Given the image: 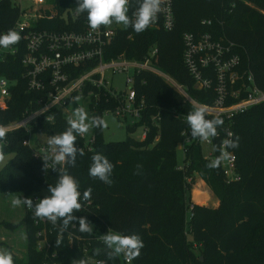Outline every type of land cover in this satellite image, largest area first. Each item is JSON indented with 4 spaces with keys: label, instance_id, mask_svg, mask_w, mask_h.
I'll return each mask as SVG.
<instances>
[{
    "label": "trees",
    "instance_id": "obj_1",
    "mask_svg": "<svg viewBox=\"0 0 264 264\" xmlns=\"http://www.w3.org/2000/svg\"><path fill=\"white\" fill-rule=\"evenodd\" d=\"M16 0H0V31L11 29L20 17ZM77 0H49L57 11L51 19L39 20V26L72 27V12ZM139 0H130L131 7ZM132 9H130L131 11ZM174 26L170 30L146 28L135 33L131 27L117 30L104 48V60L124 56L142 60L155 47L152 63L162 72L185 86L188 94L202 103H210L211 90H198L182 61L185 32L209 31L215 38L231 42L242 51L244 67L248 68L256 86L264 89V0H173ZM80 21L86 13L80 12ZM210 20L206 25L202 21ZM22 52L7 54L0 60V76L11 80L10 97L0 107V124H8L37 108L39 93L28 91L22 76L25 66ZM83 68L78 67L77 70ZM138 96L147 105L141 120L125 124L126 132L133 133L144 123L148 126L145 138L134 140L129 135L117 142H103L102 128H91L94 141L90 149L76 136L74 144L81 149L72 165L45 169L22 144L28 137L23 129L5 132L0 138V154L12 153V158L0 170V192L7 191L29 196L33 203L47 195L48 185H54L61 173L71 175L83 194L75 217H84L93 225L91 233H81L75 221L61 230L59 221L53 226L45 219L38 222L29 209L17 223L1 221L4 227L15 229L23 224L26 237V259L13 264H118V258L109 255L100 236L106 231L122 234L135 233L143 242L139 255L132 264H262L264 259V106H254L233 120L232 148L236 156L238 179L224 180L220 166L209 168L210 162L202 156L201 147L189 144L178 164L175 151L181 132L187 127L182 114L192 111L191 105L155 73L142 71L135 78ZM100 93V100L89 116L102 117L103 110L115 102ZM159 112V120L150 118ZM50 117V120H47ZM68 119L61 109H53L35 121L32 134L49 138L67 127ZM94 153L103 154L113 165L111 184L88 176V167ZM182 165L181 168L179 166ZM190 174H197L219 200L212 208L189 201ZM44 230V235L36 232ZM257 243L251 244L255 233ZM50 245L38 250V239ZM59 239L57 245L55 240ZM13 259V258H12Z\"/></svg>",
    "mask_w": 264,
    "mask_h": 264
},
{
    "label": "built area",
    "instance_id": "obj_2",
    "mask_svg": "<svg viewBox=\"0 0 264 264\" xmlns=\"http://www.w3.org/2000/svg\"><path fill=\"white\" fill-rule=\"evenodd\" d=\"M28 7L20 13V17L11 28L20 35V39L7 49L0 48V60L5 55H14L21 51V63L25 66L22 76L26 80L28 91L39 93L37 108L24 117L8 124H0L5 132L14 129H23L28 137L22 141L27 146L32 157L37 159L45 169H52L50 160L43 161L45 156L51 154L47 144L48 138L43 141H31L32 128L35 121L41 115L53 110L61 109L67 117L68 106L77 98H88L86 109L77 104L76 108H82L88 114L94 110V105L100 100V93L93 91L95 87L107 100H113L114 106L103 110V114L111 113L118 120L133 124L142 119L147 105L143 96H138L135 89V78L142 71L155 73L169 83L191 105L205 109V118L213 119L220 116L223 124L216 128V135L206 141L194 138L187 126L182 130L178 150L186 151L189 144L199 145L202 156L212 161L221 155V150L226 153L220 161L221 174L227 182L236 181L239 177L236 170V156L232 148H226L225 139L234 138L233 118L247 112L254 106H264V89L256 86L251 71L244 67L242 51L231 42H224L222 38H215L209 31L182 34L183 51L182 61L188 74L194 82V88L198 90H211L210 103H202L192 98L185 86L174 80L173 77L159 70L152 63L157 49L152 47L142 60L127 59L120 55L114 59L104 60V48L110 44L113 36L123 27L115 22L108 25H100L96 29L89 27L87 19L80 21V15L72 12V27L65 28L56 25L54 28L39 26V20L51 19L57 16L55 8L46 0H30ZM173 0H161L160 11L149 24V29L170 30L174 26L172 13ZM127 8L130 19L137 6L131 7L127 0ZM130 9H132L130 11ZM210 25L211 21H202ZM78 67L83 69L77 70ZM125 72L128 87L117 91L107 83L106 73ZM14 82L4 76H0V107L4 108L10 97V87ZM186 114L181 119L186 121ZM159 112L150 120L156 124L159 120ZM50 120V117H47ZM141 139L145 138L148 126H142ZM79 137L84 140L83 146L91 148L94 136L86 137L85 133ZM264 139V121H263ZM215 149V150H214ZM64 163L56 165L62 168ZM182 165L179 166L181 168ZM45 223L44 218L35 221ZM37 236L44 235V230L36 232ZM50 245L46 240L38 239L36 249L41 250ZM100 264L99 260L94 261ZM118 264H127L121 255ZM132 264V262H131Z\"/></svg>",
    "mask_w": 264,
    "mask_h": 264
},
{
    "label": "clouds",
    "instance_id": "obj_3",
    "mask_svg": "<svg viewBox=\"0 0 264 264\" xmlns=\"http://www.w3.org/2000/svg\"><path fill=\"white\" fill-rule=\"evenodd\" d=\"M160 4L161 0H139L132 19L127 15V0H77L76 12L86 13L87 23L92 29L115 22L123 28L130 26L133 32L141 33L155 19L156 14L160 11ZM19 39L20 35L15 30L0 31V48L7 49ZM185 119L191 136L202 141L214 137L216 128L223 124V119L220 116L206 119L205 109L197 106L193 107ZM67 123L68 127L63 132L51 135L47 140L51 154L45 156L43 161L50 160L53 168L62 162L72 165L78 155H83L81 149L74 144L77 135L87 133L90 128H103L105 126L102 117L89 116L82 108L74 109ZM5 131V129L0 128V138L4 136ZM223 144L226 148H235L237 141L225 139ZM225 155L226 153L221 150V155L206 166L216 168ZM112 168V163L103 154L94 153L88 167V176L104 184H111ZM89 197V190H85L81 194L78 190L77 181L71 175L61 173L54 185H48L47 195L40 197L37 202L33 203L29 196L19 195L11 199V205L14 207L24 206L30 210L32 216L44 218L53 226H56L59 221L61 230L70 222L75 221L78 224L77 230L79 232L91 233L93 225L84 217L73 215V211H78L81 207L79 201ZM100 239L105 248L109 250L110 256L122 255L127 264H131L143 247L142 240L135 233L122 234L118 231H106L100 236ZM55 243L59 245L60 240L56 239ZM0 264H13L12 255L7 251L0 252ZM80 264H84V261H81Z\"/></svg>",
    "mask_w": 264,
    "mask_h": 264
},
{
    "label": "rangeland",
    "instance_id": "obj_4",
    "mask_svg": "<svg viewBox=\"0 0 264 264\" xmlns=\"http://www.w3.org/2000/svg\"><path fill=\"white\" fill-rule=\"evenodd\" d=\"M47 3H49V0H46ZM16 4L19 5L20 10H22L26 7H28L31 3L30 0H16ZM106 80L107 83L110 84L112 88H114L117 91L125 90L128 87V84L126 82V74L125 72H115V73H106ZM77 104L82 105L83 108L86 109V106L88 104V98H77L73 103H71L68 106V116H72L73 110L76 109ZM87 114L88 112L85 111ZM89 115V114H88ZM102 118L105 121V126L102 128L101 133V139L103 142H117L124 140L127 135H129L134 140H141V132L142 127L138 126L136 130L128 134L126 132L125 124L127 122L118 120L113 114L111 113H105L102 115ZM86 137L89 138L91 134V128L87 133H85ZM46 138H44L41 135H34L32 137V142L34 141H43ZM47 140V139H46ZM176 159L178 164L182 160L183 153L178 150V148L175 151ZM12 153H4L0 154V170L3 168V166L12 158ZM187 181L189 182V201H199L202 205L203 202L208 201L210 204L211 202H218L219 200L217 197L210 191L208 186L200 179V177L197 174H190L187 178ZM21 194L19 193H12L7 191H1L0 192V222H13L17 223L21 220L22 216L25 212V207H14L11 205V199L14 196H19ZM205 206V205H204ZM254 239L251 244L257 243L258 233L256 232L254 234ZM0 239L5 240L8 248L10 251H12L10 254L12 255V258L14 262L21 263L25 261L26 259V237H25V230L24 225L21 224L17 226L15 229H9L7 227H4L2 224H0ZM6 248V247H5ZM4 251L8 252V249H4ZM117 258H120V256H115ZM116 264V262L114 263ZM262 264H264V259L262 261Z\"/></svg>",
    "mask_w": 264,
    "mask_h": 264
},
{
    "label": "crops",
    "instance_id": "obj_5",
    "mask_svg": "<svg viewBox=\"0 0 264 264\" xmlns=\"http://www.w3.org/2000/svg\"><path fill=\"white\" fill-rule=\"evenodd\" d=\"M191 203H192V204H199V205H202L201 202H199V201H196V202L191 201ZM203 204L206 205V206H208V207L216 208V207H218V204H219V203H218V202H211V203L209 204L208 201H205V202H203ZM5 247L8 249V252H9V253L12 252V251H10V249L8 248V246H7L6 242H5V240L0 239V252H4V249H6Z\"/></svg>",
    "mask_w": 264,
    "mask_h": 264
}]
</instances>
